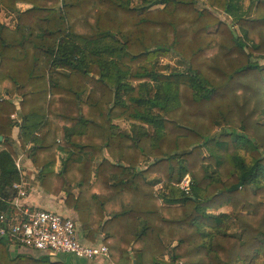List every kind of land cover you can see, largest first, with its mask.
Wrapping results in <instances>:
<instances>
[{
    "label": "trees",
    "instance_id": "obj_1",
    "mask_svg": "<svg viewBox=\"0 0 264 264\" xmlns=\"http://www.w3.org/2000/svg\"><path fill=\"white\" fill-rule=\"evenodd\" d=\"M205 1L0 0L17 16L0 18V85L22 97L20 122L0 97V214L18 126L41 185L68 191L117 264H264V0ZM0 264L65 263L0 239Z\"/></svg>",
    "mask_w": 264,
    "mask_h": 264
},
{
    "label": "built area",
    "instance_id": "obj_2",
    "mask_svg": "<svg viewBox=\"0 0 264 264\" xmlns=\"http://www.w3.org/2000/svg\"><path fill=\"white\" fill-rule=\"evenodd\" d=\"M6 14L13 13L8 11ZM11 117L14 120L17 119V112ZM22 158L23 155H20L16 160L21 179L14 184L15 193L9 199L12 211L0 214V239L8 243L13 253L26 250L51 257L65 254L88 260L97 257L110 258L107 245L87 244L78 238L76 223L73 219L55 211L33 209L24 202L29 194L30 186L23 172ZM190 184L191 177L186 175L180 187L189 192Z\"/></svg>",
    "mask_w": 264,
    "mask_h": 264
},
{
    "label": "crops",
    "instance_id": "obj_3",
    "mask_svg": "<svg viewBox=\"0 0 264 264\" xmlns=\"http://www.w3.org/2000/svg\"><path fill=\"white\" fill-rule=\"evenodd\" d=\"M21 6L24 7V5H21ZM3 12L7 16V18H10V20H11L10 23L14 24L16 21V18H17L16 14L13 12H12L13 13L12 15L6 14V12H8V10H3ZM0 88H3V91L0 89V97L5 96L6 98L12 99V101L17 104V109H18L16 111L17 112V120H19V122H20L21 117H22L21 113H20V111H21L20 110L21 109L20 108V102L22 100V97L18 93H16L15 96L11 98L10 95L8 94L7 90L4 89V87H2L0 85ZM85 97H86V95H85ZM120 122H122L121 119H115L113 121V124L115 126L114 133H126V134L132 135L131 129H129L128 131L124 130V128H122ZM18 134H19V127L15 126L13 128V139L15 142L16 149L18 151V157L20 155H23V158L21 161L22 166H23V172H24V175L26 176V178L28 179L29 186H30L29 194L24 199V202L29 207H31L33 209L55 211V212L65 216V217H69V218L73 219L75 221L76 227H77V236L83 242H85L87 244H94V245L101 244V243L105 244L104 240L108 237L107 236L108 234L103 232L102 229L93 233L92 227L91 228L84 227V224L81 221L80 215L78 214L76 209L73 208L71 206V204L68 203L69 193L67 190H63L58 195H56V194L49 192L47 189H45L41 185L40 175H38L39 170L35 168L34 163H33L32 159L29 155L30 152L27 153L26 151L21 149V142L18 138ZM30 146H31V144H29L27 146V148H29ZM60 155H61V153L59 152L58 160L60 158ZM106 155H109V154L106 152ZM59 169H60V163L58 162V164L56 165V172H58ZM159 185H161V184L156 185V188H159ZM71 192L74 195L78 196L79 189L76 188L75 186H73V188L71 189ZM208 212L218 214L221 212H229V209H227V208H222L220 210L210 209V210H208ZM230 221H232V219H230ZM175 244H176V242H174L172 245H175ZM14 254H17V253H14ZM21 254H32L35 256L36 253L35 252L31 253L29 251L24 250L21 252ZM37 255L42 256V255H46V254L38 253ZM68 256H69V259L67 258ZM51 258L55 261H62L65 264H117L112 259L111 256H110V258L97 257L93 260H88V259H84V258H75V257H72L70 255L61 254V255H58L55 257H51ZM160 258L163 259L164 261H169V255L167 254V252L165 254L161 255ZM170 264H173V263H170Z\"/></svg>",
    "mask_w": 264,
    "mask_h": 264
},
{
    "label": "rangeland",
    "instance_id": "obj_4",
    "mask_svg": "<svg viewBox=\"0 0 264 264\" xmlns=\"http://www.w3.org/2000/svg\"><path fill=\"white\" fill-rule=\"evenodd\" d=\"M137 3L139 2V0H135ZM256 0H242V6L244 7L245 11H249L251 9V4L252 2H254ZM197 3H198V6L199 7H207V5L205 4L206 1L205 0H197ZM219 17L228 22L232 28L235 30L236 34H239V29L237 26H235L233 23H232V17L229 16L228 14L226 13H220L219 14ZM0 18L2 20V22H4L5 24H9L11 22L10 18H7V16L5 15V13L3 11H1L0 13ZM177 59V57L175 58H163L161 59V63L162 64H167V65H170L171 68H176V67H181L182 65H179V64H175V60ZM261 63H264V60H260ZM2 91H3V88H0ZM6 89V88H4ZM1 91V92H2ZM14 120V119H13ZM17 120V119H15ZM14 120V121H15ZM122 122H120L122 128H124V130L128 131L129 129H131V133L133 134L134 133V129H137V127L139 126L138 123L136 122H133V121H130V120H127V119H121ZM28 153V152H27ZM150 161H153V159H151ZM150 163V162H149ZM147 164H143L142 167L145 168ZM39 175V174H38ZM37 175V176H38ZM156 188V187H155ZM162 186L159 185V188H156L157 191H161L162 189ZM179 188L181 189L180 185H179ZM161 189V190H160ZM10 249V248H9ZM11 251V255H17V254H20L21 252L17 253V254H14L12 253V250ZM26 251V250H25ZM38 253L35 254V256H38L37 255ZM66 257V256H65ZM69 259V256L67 257Z\"/></svg>",
    "mask_w": 264,
    "mask_h": 264
},
{
    "label": "water",
    "instance_id": "obj_5",
    "mask_svg": "<svg viewBox=\"0 0 264 264\" xmlns=\"http://www.w3.org/2000/svg\"><path fill=\"white\" fill-rule=\"evenodd\" d=\"M3 141V136L2 135H0V142H2Z\"/></svg>",
    "mask_w": 264,
    "mask_h": 264
}]
</instances>
